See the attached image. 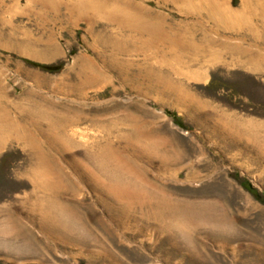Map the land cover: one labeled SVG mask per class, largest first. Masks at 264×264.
<instances>
[{"label":"rangeland","instance_id":"374dc122","mask_svg":"<svg viewBox=\"0 0 264 264\" xmlns=\"http://www.w3.org/2000/svg\"><path fill=\"white\" fill-rule=\"evenodd\" d=\"M118 1L0 0V264H264V0Z\"/></svg>","mask_w":264,"mask_h":264},{"label":"bare ground","instance_id":"6f19581e","mask_svg":"<svg viewBox=\"0 0 264 264\" xmlns=\"http://www.w3.org/2000/svg\"><path fill=\"white\" fill-rule=\"evenodd\" d=\"M260 1V0H258ZM114 2V0H113ZM192 4H197V5H206L208 7L209 13H211V16L215 19L218 20H225L227 24L234 26L235 24H240L247 22L249 26H251L250 22V16H253V9L254 7H249L251 5L250 0H241V7L240 8H233L230 6V3L228 0H189ZM262 2V1H261ZM58 3L60 4H65L67 8L69 5L71 8H73L72 12L77 13V19L79 18H84L88 15H91V17H99L107 22H118L126 25L125 23L131 24V27L134 28L136 31L139 32H145L148 33L151 38V44H156V40L158 36L163 37L164 31L167 32V30H164V27L162 28V23L160 20H152L151 18L155 19L154 16L151 14V12L147 13L144 15L140 11L134 10V9H129V6L124 2V1H116L112 3V1L109 0H58ZM128 3V2H127ZM189 4V3H188ZM259 5V4H258ZM139 6V5H138ZM194 6V5H193ZM193 6L191 8H193ZM137 7V6H136ZM201 7V6H200ZM132 8V7H131ZM206 8V7H205ZM198 9V8H197ZM69 10V11H70ZM141 10V6H140ZM207 11V12H208ZM155 13V12H154ZM208 13V14H209ZM207 14V15H208ZM194 15V14H193ZM156 16V15H155ZM210 16V15H209ZM262 16V15H261ZM259 19H262L259 18ZM262 24H264V19H262ZM90 22H88L89 24ZM220 23V22H219ZM225 23V22H224ZM166 24V23H165ZM164 24V25H165ZM222 26V25H221ZM227 26V25H226ZM244 26V25H243ZM247 26V25H246ZM122 27V26H121ZM169 27V26H168ZM117 28V27H116ZM227 28V27H226ZM240 28V27H239ZM121 28H117L119 30ZM127 29V28H126ZM125 29V30H126ZM224 29V28H223ZM113 30V29H112ZM134 30V31H135ZM120 31V30H119ZM114 32V31H113ZM124 32V31H123ZM168 33V32H167ZM114 34V33H113ZM120 35V34H119ZM122 35V33H121ZM136 35V34H135ZM148 35V36H149ZM178 35V34H177ZM114 36V35H113ZM134 36V35H132ZM147 36V37H148ZM167 35L165 34L164 37ZM126 36H124L125 38ZM136 37V36H135ZM139 37V36H138ZM137 37V38H138ZM118 37H115V39ZM120 38H122L120 36ZM123 38V39H124ZM143 38V37H142ZM178 38V37H177ZM140 39V38H139ZM172 40V46L177 47V45L180 43L177 42L176 38H170ZM138 40V39H137ZM149 40V39H147ZM160 40V39H159ZM158 40V41H159ZM120 41V40H119ZM141 41V40H140ZM145 41V39H144ZM162 42V41H161ZM160 43V42H159ZM171 43V42H170ZM262 46L264 47V41L261 43ZM181 45V44H180ZM171 46V48H172ZM158 48V47H156ZM170 48V47H169ZM179 49V46L176 49H173V51H177ZM161 50V49H160ZM155 51V50H154ZM157 51V50H156ZM166 51V50H165ZM170 52L172 50H169ZM179 51V50H178ZM169 52V54H170ZM181 52V49H180ZM165 53V52H164ZM168 53V52H167ZM178 52H176L177 54ZM168 55V54H167ZM180 55V54H179ZM178 57V56H177ZM171 58V57H170ZM178 59H181L178 57ZM249 59V58H248ZM169 60V59H168ZM264 60V59H263ZM170 61V60H169ZM175 62V61H174ZM169 63V62H168ZM176 63V62H175ZM264 63V62H263ZM264 68V66H263ZM11 100V99H10ZM7 140V139H6ZM30 140V139H29ZM27 141V139H26ZM32 141V139L30 140ZM29 141V142H30ZM256 147V146H255ZM37 151V150H36ZM39 151V150H38ZM37 151V152H38ZM102 177V176H101ZM121 188V187H120ZM119 189V188H118ZM123 190V188H122ZM121 190V191H122ZM27 194V193H26ZM27 197V195H26ZM60 197V196H59ZM25 198V197H24ZM23 198V199H24ZM38 198V197H37ZM30 200V199H29ZM44 210V209H43ZM1 211V209H0ZM9 214V213H8ZM1 216V215H0ZM179 216V215H178ZM8 219V220H7ZM52 219V218H51ZM11 220L9 218L4 217L0 219V247L5 243L7 236H9V223ZM181 237V236H180ZM1 249V248H0ZM2 254V253H0Z\"/></svg>","mask_w":264,"mask_h":264},{"label":"trees","instance_id":"16d2710c","mask_svg":"<svg viewBox=\"0 0 264 264\" xmlns=\"http://www.w3.org/2000/svg\"><path fill=\"white\" fill-rule=\"evenodd\" d=\"M34 66L39 67L43 70L49 71V72H53V71H57L60 68V65H52V64H37V63H33ZM244 187L251 193H253V189L252 187L244 184ZM254 194V193H253Z\"/></svg>","mask_w":264,"mask_h":264}]
</instances>
